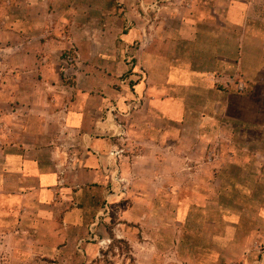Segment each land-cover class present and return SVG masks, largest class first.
I'll return each mask as SVG.
<instances>
[{"label": "crops", "instance_id": "1", "mask_svg": "<svg viewBox=\"0 0 264 264\" xmlns=\"http://www.w3.org/2000/svg\"><path fill=\"white\" fill-rule=\"evenodd\" d=\"M263 16L264 0H0V264H223L184 243L181 193L204 201L226 156L264 187ZM251 235L238 264H264Z\"/></svg>", "mask_w": 264, "mask_h": 264}, {"label": "rangeland", "instance_id": "2", "mask_svg": "<svg viewBox=\"0 0 264 264\" xmlns=\"http://www.w3.org/2000/svg\"><path fill=\"white\" fill-rule=\"evenodd\" d=\"M1 111L2 110L0 108V112ZM0 129H5L4 122H0ZM200 159L201 157H199L198 160ZM238 162V158L230 159L227 156L225 157V159L216 158V164L226 166L228 163L229 166L227 167V169H225V172L227 173L228 170H230L229 175H226L230 179L224 180L222 176V185H216L209 188L196 187L195 189L198 190L197 193L202 196V198L204 197V201H198V203L185 202L186 198L192 196V190L186 188L183 189L181 193V195L183 196V202L182 204H180L182 219L178 220H180L182 225L184 226V243L195 247L201 246L206 242L211 243L215 247V251L213 253L214 261L223 262V264H238V262L242 260L243 254H253L256 248L257 239L254 235H251V233L252 231H261V229H264L262 224L259 223L258 225V221L255 220V216L251 212L256 206V203L254 202V195L257 194V197L259 195H262L264 193V187H255L253 185V171L247 174L243 179L246 182H251L252 185L242 186L244 184L240 183L241 181L239 178L240 173L238 171ZM203 163L204 161L201 163L203 169L197 175L199 179L205 173L206 166ZM260 163H262V161ZM255 164V162H252V169L254 168ZM256 166L255 167L258 168V165ZM188 178L189 177L186 172L178 176V179H181L183 181H187ZM211 193L213 194L212 196L215 201L206 202L207 196H210ZM243 195H245L248 199L246 202H240V199ZM162 205H167V209L172 207V204ZM171 210L174 209L172 208ZM244 212L246 216L242 217V220H240L238 215ZM207 214L210 215L209 217L212 218L214 224H211L210 220L209 223L206 221L205 217L207 216ZM240 222H242L243 235L242 231H240L241 228L239 227ZM165 226L167 227L168 231L167 235L172 236L171 239L168 238V241L171 242L174 239L176 227L174 225V221L170 218L169 215L166 218ZM2 243V236L0 234V262H2L6 254H9V252L6 251V249L2 246ZM239 244H244V246L246 245V250H238ZM166 253L170 258H173L175 256V253L173 251ZM198 253V251L188 248L182 251V257L186 260L191 258L194 261L193 256L196 257ZM201 253L203 252H200L199 254ZM186 263L191 264V261H187Z\"/></svg>", "mask_w": 264, "mask_h": 264}]
</instances>
